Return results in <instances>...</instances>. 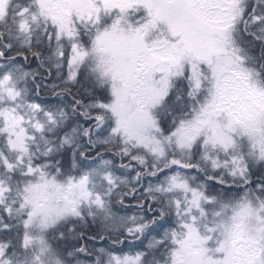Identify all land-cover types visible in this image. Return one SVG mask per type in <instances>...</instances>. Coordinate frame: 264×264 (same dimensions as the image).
Wrapping results in <instances>:
<instances>
[{
	"label": "snow or ice",
	"instance_id": "snow-or-ice-1",
	"mask_svg": "<svg viewBox=\"0 0 264 264\" xmlns=\"http://www.w3.org/2000/svg\"><path fill=\"white\" fill-rule=\"evenodd\" d=\"M0 264H264V0H0Z\"/></svg>",
	"mask_w": 264,
	"mask_h": 264
},
{
	"label": "trees",
	"instance_id": "trees-1",
	"mask_svg": "<svg viewBox=\"0 0 264 264\" xmlns=\"http://www.w3.org/2000/svg\"><path fill=\"white\" fill-rule=\"evenodd\" d=\"M52 97H51V93L50 92H47L46 90H43L42 89V96H41V99H45V100H50ZM253 179H256V177L254 176ZM131 203H134V201H130ZM131 214V213H129ZM127 251V249H125Z\"/></svg>",
	"mask_w": 264,
	"mask_h": 264
}]
</instances>
